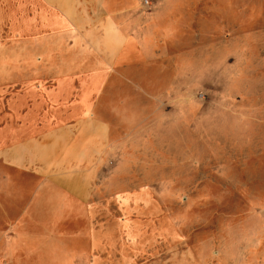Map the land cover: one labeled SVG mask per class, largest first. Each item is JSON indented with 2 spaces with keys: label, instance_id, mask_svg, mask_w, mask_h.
<instances>
[{
  "label": "rangeland",
  "instance_id": "obj_1",
  "mask_svg": "<svg viewBox=\"0 0 264 264\" xmlns=\"http://www.w3.org/2000/svg\"><path fill=\"white\" fill-rule=\"evenodd\" d=\"M138 1L154 29L174 0ZM175 1L102 190L60 218L53 196L0 200V264H264V0Z\"/></svg>",
  "mask_w": 264,
  "mask_h": 264
},
{
  "label": "crops",
  "instance_id": "obj_2",
  "mask_svg": "<svg viewBox=\"0 0 264 264\" xmlns=\"http://www.w3.org/2000/svg\"><path fill=\"white\" fill-rule=\"evenodd\" d=\"M138 5L0 0V200L53 196L60 204L47 214L60 218L102 190L119 140L113 121L144 115L150 101L133 87L162 82L155 40L174 36L175 0L151 16L154 29L131 20Z\"/></svg>",
  "mask_w": 264,
  "mask_h": 264
}]
</instances>
